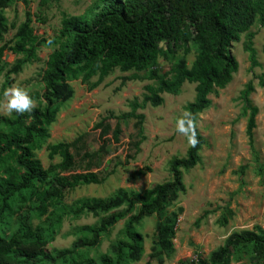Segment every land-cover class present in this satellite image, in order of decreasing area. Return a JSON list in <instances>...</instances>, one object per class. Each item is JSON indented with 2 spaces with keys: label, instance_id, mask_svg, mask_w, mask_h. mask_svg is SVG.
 Segmentation results:
<instances>
[{
  "label": "trees",
  "instance_id": "1",
  "mask_svg": "<svg viewBox=\"0 0 264 264\" xmlns=\"http://www.w3.org/2000/svg\"><path fill=\"white\" fill-rule=\"evenodd\" d=\"M16 1L0 0V40L10 29L5 10ZM49 2L41 0L42 5ZM25 15L13 43L0 45V72L10 66L4 60L6 50L21 56L7 70L3 91L11 74H18L27 63L37 59L40 47L53 45L54 49L41 74L43 92L37 96L33 111L23 115L13 111L9 116H0V230L3 233L0 264H133L144 253L143 221L154 215L157 221L150 260L164 264L176 250L174 239L183 209L171 208L187 190L184 172L202 160L206 139L198 127L200 114L212 105L210 95L226 88L238 72L240 63L232 47L243 33L248 36L245 50L251 67L259 65L255 33L250 29L255 23L264 26V0H97L81 15L64 14L61 28L51 39L35 33L30 10ZM193 52L195 58L189 64L188 55ZM160 58L172 64L168 71L159 68ZM117 69L131 72L121 77L117 90L132 80L154 83L145 85L142 100L130 101L129 111L109 113V117L118 120L113 131L116 141L122 133L121 121L135 119L137 139L133 145L138 153L146 139V116L139 110L148 104L161 106L164 93L179 94L185 83H193L196 95L185 105V111L196 116L198 143L195 147L189 144L184 156L171 159V177L163 182L143 191L119 188L107 197H81L67 203L68 191L82 185L102 184L109 175L93 171L70 173L75 171L76 157L84 149V135L72 141L47 144L50 128L74 96L72 80L81 79L89 90H94ZM252 90L249 82L241 97L242 112L248 117L247 135L254 147L259 108L251 98ZM96 126L103 128L102 136L111 130V124L103 121ZM46 144L49 158H60L48 168L37 157V150ZM102 148L83 154L89 159V168L101 161ZM148 172L152 169L145 166L132 171L130 176L136 179ZM220 207L223 212L217 222L226 226L234 210L229 205ZM208 214L206 210L197 224ZM88 215L97 217V221L76 225L72 230L76 239L70 247L47 250L67 218ZM14 217H17L16 228L8 233L6 228ZM35 218L39 223H34ZM122 220L123 226L108 251L91 256L87 250L99 247ZM246 259L250 264H264V226L234 231L208 257L198 255L196 261L185 259L180 264H233Z\"/></svg>",
  "mask_w": 264,
  "mask_h": 264
},
{
  "label": "rangeland",
  "instance_id": "2",
  "mask_svg": "<svg viewBox=\"0 0 264 264\" xmlns=\"http://www.w3.org/2000/svg\"><path fill=\"white\" fill-rule=\"evenodd\" d=\"M28 1L26 5L22 0H17L6 8L5 15L10 29L0 40V45L13 43L17 28L25 20L27 10L33 14L35 33L51 39L61 28L64 14L81 15L97 0H50L46 5H42L41 0ZM36 16L45 18L46 21H39ZM250 31L255 33L254 47L257 50L259 65L251 67L245 50L248 36L243 33L241 40L235 42L232 47V53L240 63L238 72L226 88L218 89L210 95L212 105L200 114L198 127L206 139L201 150L202 160L195 168L184 172L187 190L171 208L183 209L174 239L176 250L173 257L164 264H180V261L185 259L196 261L198 255L208 257L232 232L252 229L255 225L264 226V26L255 23ZM53 49V45L40 47L37 59L27 63L18 74H11L5 89L12 84L25 86L37 104V96L43 92L41 74ZM19 57L21 56L9 50L5 51L4 60L10 63V66L0 72V101L3 100L6 72ZM194 58V52L190 53L188 63L191 64ZM171 65L169 61L159 59L161 71H168ZM130 74L131 72H121L117 69L94 90H89L81 79L71 81L74 96L64 105L57 121L52 124L47 144L72 141L84 135V149L76 157L75 171L70 173L93 171L109 176L102 184L82 185L68 191L65 198L67 203L81 197H107L119 188L143 191L155 183L169 179L171 159L182 157L187 152L189 143L186 137L176 131V121L185 111V105L195 98L193 83H185L179 94L164 93L165 101L161 106L153 107L148 104L146 108L139 110L146 116V139L138 153L133 145L137 139L135 119L121 121L122 133L119 141L115 140L113 131L118 120L109 117V113L118 115L129 111L130 101L134 98L142 100L146 92L145 85L154 83L152 80H132L117 90L121 77ZM249 82L253 87L251 98L259 108L254 147L250 145L247 135L248 117L242 112L241 94ZM11 114L0 109V116ZM100 121L111 124V130L104 136L103 128L96 126ZM47 144L37 150V157L45 168H48L51 162L60 160L59 157L54 160L49 158ZM102 146L104 148L101 161L89 168V159L84 158L83 154L97 151ZM145 166H150L152 172L136 179L131 178L132 171ZM224 205H229L234 210V216L226 226H221L217 220L223 212L220 206ZM206 210L209 211L208 216L197 224ZM16 218L11 219L9 228L5 227L8 233L16 228ZM97 219L93 215L79 219L67 218L56 240L47 246V250L70 247L76 239V235L72 234L73 228L76 225L92 224ZM156 221L155 215L143 221L141 231L145 235L144 253L142 259L133 264H147L149 261L151 264H158L150 260ZM34 223H39V219L35 218ZM123 223V220L118 222L112 232L103 238L99 247L87 252L97 257L100 253L108 251ZM0 234H3L1 230ZM242 263L250 264L247 259L233 264Z\"/></svg>",
  "mask_w": 264,
  "mask_h": 264
},
{
  "label": "clouds",
  "instance_id": "3",
  "mask_svg": "<svg viewBox=\"0 0 264 264\" xmlns=\"http://www.w3.org/2000/svg\"><path fill=\"white\" fill-rule=\"evenodd\" d=\"M36 107V102L25 86L12 84L3 92L0 109L7 114L15 111L18 114L31 113ZM176 131L187 138L188 143L195 147L198 143L196 116L191 111H184L176 121Z\"/></svg>",
  "mask_w": 264,
  "mask_h": 264
}]
</instances>
